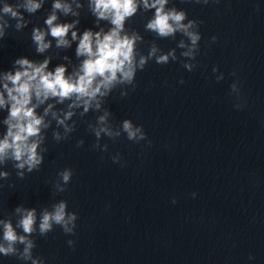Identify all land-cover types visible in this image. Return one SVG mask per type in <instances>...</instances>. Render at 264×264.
<instances>
[{"label": "water", "instance_id": "1", "mask_svg": "<svg viewBox=\"0 0 264 264\" xmlns=\"http://www.w3.org/2000/svg\"><path fill=\"white\" fill-rule=\"evenodd\" d=\"M173 3L202 22L196 68L188 72L179 61L149 62L137 73L134 90L122 98L117 89L104 105L114 126L126 118L142 125L150 147L122 134L114 140L102 137L107 152L93 150L95 137L87 124L96 114L89 112L75 117L76 130L59 143L49 129L38 171L18 179L10 164L6 168L10 177L0 182V217L11 216L17 205L39 211L61 199L77 213L75 235L55 227L35 237L34 255L46 264H264V0ZM49 7L26 15L31 23L22 32L9 29L0 41V70H9L21 56L43 58L35 53L30 32L42 25ZM148 15L129 22L144 37L140 48L145 52L154 39L143 29ZM93 21L82 10L80 29L92 28ZM213 35L217 41L210 43ZM156 43L167 51L176 41ZM74 48L59 56L75 62ZM59 56L50 68L63 62ZM213 66L224 73L223 80L216 81ZM234 80L246 101L240 110L229 94ZM79 139L85 143L77 148ZM117 153L123 167L110 158ZM64 168L73 176L64 192H56V174ZM1 258L20 264L15 257Z\"/></svg>", "mask_w": 264, "mask_h": 264}, {"label": "clouds", "instance_id": "2", "mask_svg": "<svg viewBox=\"0 0 264 264\" xmlns=\"http://www.w3.org/2000/svg\"><path fill=\"white\" fill-rule=\"evenodd\" d=\"M181 2L208 5L219 4L220 0ZM45 4L50 7L45 10L42 25H33L30 32L34 51L43 58L21 56L12 62L9 70H0V113H6L0 119V182L9 179L10 172L6 170L9 164L18 179L38 171L47 152L49 129L52 139L59 143L76 130L75 117L84 118L89 112L96 114L95 121L87 124V131L95 137L93 150L107 152L108 145L100 143L102 137L114 140L122 134L128 141H145L150 147L151 141L142 125L127 118L118 126L113 125L112 113L104 106L106 99L117 89L120 97H126L136 87L137 73L149 62L167 65L179 61L188 72L197 66L202 22L190 19L173 0H0V41L9 34V29L22 32L27 28L31 21L26 15L34 16ZM84 9L94 21L92 28L81 30ZM255 10L259 11V7ZM147 13L150 15L143 29L152 33L154 39L148 42L145 52L140 48L145 43L144 37L129 22L138 14ZM158 39L175 40V47L165 51L156 43ZM216 41L215 35L210 37V43ZM73 45L75 62L68 55L59 56L60 51L70 50ZM53 51L56 55L51 54ZM57 56L63 62L50 68ZM212 73L216 74L217 82L224 79V73L216 66ZM178 83L183 84V79ZM229 94L235 97L234 108L245 107L238 80L231 83ZM84 143L79 139L76 147ZM110 158L114 164L124 166L119 153ZM56 175L53 187L56 192H64L73 170L64 168ZM3 187L0 183V188ZM191 195L195 198L197 193ZM171 203H176L175 197ZM77 219V213L68 210L63 199L39 211L17 205L11 216L0 217V257H15L20 264H46L43 257L34 255L35 237H44L55 227L65 235H75ZM66 243L74 248V240ZM247 259L252 262L255 257L250 253Z\"/></svg>", "mask_w": 264, "mask_h": 264}]
</instances>
